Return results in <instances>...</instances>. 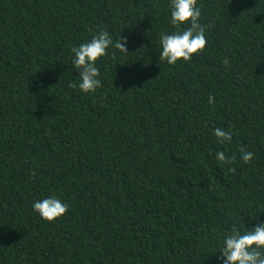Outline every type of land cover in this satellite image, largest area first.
Wrapping results in <instances>:
<instances>
[{
    "label": "trees",
    "instance_id": "16d2710c",
    "mask_svg": "<svg viewBox=\"0 0 264 264\" xmlns=\"http://www.w3.org/2000/svg\"><path fill=\"white\" fill-rule=\"evenodd\" d=\"M168 3L0 0V264H219L224 232L264 221V0H198L206 47L175 65ZM100 29L128 55L85 94L71 48ZM49 196L69 204L52 222Z\"/></svg>",
    "mask_w": 264,
    "mask_h": 264
},
{
    "label": "clouds",
    "instance_id": "9594fccd",
    "mask_svg": "<svg viewBox=\"0 0 264 264\" xmlns=\"http://www.w3.org/2000/svg\"><path fill=\"white\" fill-rule=\"evenodd\" d=\"M169 23L175 31L162 33L160 36L159 59L169 65H175L178 61H189L194 54L203 51L207 44V31L211 25L201 23V8L198 0H169ZM127 39L119 36L113 39L109 31L100 29L91 35V38L73 46L71 52L72 64L79 73L78 80L70 86L78 88L85 94L95 93L102 87L101 72L97 61L108 55L110 49H116L124 55H128ZM227 65V58L224 60ZM214 97L208 96V103L213 104ZM216 142L220 145L231 143L232 132L223 128L213 129ZM211 155V153H210ZM254 153L240 148V160L245 164L252 161ZM215 159L221 165L234 169L231 165L235 162V156L226 155L225 151L215 152ZM69 209L67 201L57 196H49L32 203V210L42 219L52 222L60 218ZM238 222L230 230L221 236L217 260L219 264H264V221H257L255 226L243 228Z\"/></svg>",
    "mask_w": 264,
    "mask_h": 264
}]
</instances>
